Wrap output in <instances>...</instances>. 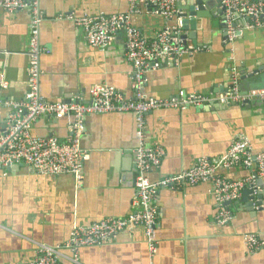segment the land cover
Returning a JSON list of instances; mask_svg holds the SVG:
<instances>
[{"label":"crops","instance_id":"0c3cea01","mask_svg":"<svg viewBox=\"0 0 264 264\" xmlns=\"http://www.w3.org/2000/svg\"><path fill=\"white\" fill-rule=\"evenodd\" d=\"M201 1L204 16L194 18V30L191 27L184 33L195 34L193 39H186L187 45L204 47L205 51L148 71L143 88L147 97L168 99L180 92L215 96L227 90L233 71L242 94L264 89V85L250 84L264 76V30L241 31L232 43L223 45L220 0ZM128 6V0H40L43 21L39 40L49 50L40 59V93L45 100L68 102L80 97L87 101L89 90L96 85L113 87L132 98V69L124 55L123 35L119 34L107 49H95L87 45L68 18L120 14L127 12ZM29 22L26 11L8 13L0 9V73L8 82V89L0 91L4 101L17 102L27 90ZM132 23L149 38L166 25L150 8L132 16ZM175 23L173 19L168 24ZM8 112L0 105V127ZM144 121L145 143L164 151L160 168L148 175L152 183L190 168L200 158L222 157L239 135L248 138L254 153L264 152V105L251 104L249 109L238 104L189 107L185 111L160 109L148 113ZM72 122L71 117H42L34 123L31 134L65 141ZM82 123L80 145L87 158L80 188L69 175L40 176L24 166L0 170V264H30L38 247L62 244L74 227L126 217L134 211L135 151L139 145L134 116L91 114ZM216 174L240 182L249 171L219 168ZM256 185L259 201L252 199L250 191H243L240 199L228 205L233 220L226 226L214 223L217 207L210 183L161 189L153 260H149L142 228L136 227L120 232L102 246L82 248L79 262L264 264V248L249 254L242 241L246 234L264 241V179L257 180Z\"/></svg>","mask_w":264,"mask_h":264},{"label":"built area","instance_id":"2783aa9c","mask_svg":"<svg viewBox=\"0 0 264 264\" xmlns=\"http://www.w3.org/2000/svg\"><path fill=\"white\" fill-rule=\"evenodd\" d=\"M128 10L120 14L69 15L76 29L80 30L88 46L105 50L119 34L124 37V55L131 67L132 98H126L115 88L96 85L88 92V100L75 98L68 102H49L40 93L42 75L40 59L49 50L40 44V25L43 14L40 0H0V9L8 13L26 11L29 14L27 90L17 102L0 99V105L9 109L6 121L0 127V170L12 165L24 166L27 171L40 176L69 175L76 188L83 180V165L87 152L80 140L83 134V118L91 114H132L136 122L139 145L135 151L134 211L122 218H105L88 226H76L68 239L55 247H38L37 255L30 264H80L79 252L86 247H99L113 241L120 232L140 227L146 239L149 260L157 251L154 232L158 223L157 199L161 189L179 190L201 183L212 185L211 195L217 212L214 223L226 226L233 220L228 205L240 199L244 190L250 191L253 200L259 201L257 180L264 179V152L254 153L248 138L239 135L229 150L220 158H200L177 174L169 175L152 183L148 175L159 169L164 151L160 146H149L144 141L145 121L148 113L160 109L185 111L187 108L210 107L213 104L230 106L264 102V89L241 93L235 74L224 93L215 96L201 93H178L168 99H155L143 93L145 75L161 63L177 64L181 58L205 51L204 47L187 45L182 39L181 19L177 0H128ZM142 8H150L160 15L166 25L154 37L144 36L132 23V16ZM224 40L223 45L234 41L241 31L264 30V0H220ZM176 19L173 25L169 21ZM8 89L4 74L0 73V91ZM42 117H71L72 125L65 141L55 137H36L31 134L34 123ZM241 167L249 171L247 178L231 182L216 174L217 169L230 170ZM249 254L264 248V241L255 234L242 236Z\"/></svg>","mask_w":264,"mask_h":264},{"label":"water","instance_id":"95a60500","mask_svg":"<svg viewBox=\"0 0 264 264\" xmlns=\"http://www.w3.org/2000/svg\"><path fill=\"white\" fill-rule=\"evenodd\" d=\"M184 2L187 3V4L183 6ZM177 6H178L179 11H180V14H179L178 17L181 19V25H182L181 31H182L183 34H182L181 37L184 40V42L186 43V39L187 38L193 39L195 34H193V36H191V35H186L184 32H187V30L189 28L191 29V27H192L191 30L193 31L194 30V24H195V21H193L194 18L204 16V13H202V14L200 13V11L202 12L203 9H204L202 7L203 3H202L201 0H177ZM183 11H185L186 13H183ZM188 18H190V19H188ZM194 42L195 41L193 40V44H195ZM255 74H256V72L254 73V75ZM252 75L249 78H252L254 76V75L253 76ZM243 80H245V79H243ZM250 84L253 87L254 86H263L264 85V76L262 77V80H257V81L253 80V82L250 83ZM254 105H256L257 107H260L261 105H264V102L256 103ZM243 107L246 108V109H249L251 107V104L247 103V104L243 105ZM17 167H21V165H12V166L7 167L6 169L9 170V169L17 168ZM247 191L248 190H244V192H247Z\"/></svg>","mask_w":264,"mask_h":264}]
</instances>
